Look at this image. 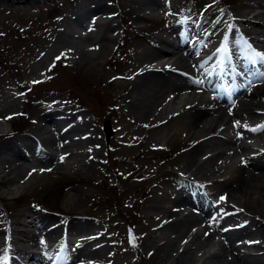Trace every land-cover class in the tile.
<instances>
[{"label": "bare ground", "instance_id": "6f19581e", "mask_svg": "<svg viewBox=\"0 0 264 264\" xmlns=\"http://www.w3.org/2000/svg\"><path fill=\"white\" fill-rule=\"evenodd\" d=\"M20 1L29 4L33 0ZM170 1L174 0H119L115 6L102 2L90 4L81 1L72 13L71 22L62 26L56 35V40L61 43L58 51L61 56L70 58L71 66L77 65L78 68L86 69V72L93 71L88 75V87L94 94L97 90L102 93L97 92L95 102L110 116V119L105 116V121L116 123V135L105 143V149L112 156L111 163L114 167H143L144 169L140 173L135 172L133 177L141 183L149 179L146 175L148 172L177 165L176 168L180 171L190 172L188 179L191 181L202 180L206 185L212 186L214 194L224 191L228 196V206L233 211L223 219L236 224L234 232H227L222 226L215 227L212 222L215 217L212 215V219L207 215L206 210L209 209H205L201 202L188 197V194L193 196L191 193H199L196 188L188 189V192H184V186L179 189L180 192L175 188L176 192H172L173 189L169 188L167 196H156L161 191L157 186L148 198L142 201L146 210L145 216L141 218L144 226L137 229L132 247L139 248L140 242L142 254L149 264H264V151L257 153V145L264 146V128L247 129L240 123L236 124L242 119L264 115V77L246 84L236 94L239 96L238 100L234 98L223 101L209 95L204 89L211 88L207 81L190 85L183 74L192 68L193 63L197 67L201 63L197 62V57L193 58L195 51L192 49L195 47L185 46L184 43L182 47L178 43L181 41L178 24L163 28L150 39L149 47L136 49L132 56L121 59L117 71L105 69L106 61L101 59L106 57L107 60L115 50L109 43L115 44L119 38V27L105 18L110 12L114 13L115 8L127 4L129 8L123 11L130 13L133 22L138 23L167 10ZM261 5L260 0H246L243 5L233 10L236 19L226 18L225 23L209 28L205 27L206 24L193 27L189 20H184V27L194 32L193 34H198L199 38L203 37L202 42L209 39L205 52L214 54L217 48L222 49L227 42L225 37L232 31L238 32V24L243 23L244 15L256 8L258 11L252 17L253 21L245 23L258 30L252 31L248 27L252 39L264 43V20H258L259 16L264 14V7ZM122 16L125 15L120 16V22ZM89 25L94 29L104 25V29L99 32L92 31ZM52 30L53 28L46 34L47 38L39 39L40 45L49 40ZM211 31H214V34L210 36ZM238 36L243 34L238 33ZM244 47V41L233 42V50L237 53ZM101 48L104 50L101 51ZM263 48L264 45L261 49ZM240 59L241 64L249 69V63L252 61L248 58ZM68 66L69 64L61 63L59 68L65 71L63 68ZM215 66L216 64H212L211 67ZM41 68L46 70L45 66ZM41 68L40 65L33 64L28 67V72H36ZM50 69L55 70L56 67ZM99 69L101 73L97 75L95 71ZM222 69L225 73L229 71L226 66H222ZM200 70L202 71V66ZM196 71L197 69L194 70ZM79 78L80 76L77 79ZM117 88L121 91L116 92ZM117 100H120V103H116ZM179 102L183 104L178 111L169 109V106H175ZM18 103L1 102L0 112L6 108L15 109L20 106ZM50 108L52 109H41L38 112L33 132L19 135L20 137L13 140L1 141L4 131L0 123V199L5 200V195L14 188L24 191L28 186L40 181L43 182L44 188H49L55 176L68 174L70 165L62 162L60 157L72 155V165L79 164L86 169L94 168L93 163L97 161L100 153L98 141L101 139L96 122L79 120L77 116L67 113L61 107ZM97 119L101 121L102 117L97 116ZM232 124L233 130L230 128ZM151 133L156 134V145L159 147L151 140ZM150 142L153 146L144 150L146 143ZM177 143L182 145L181 152L188 155L185 163L178 164L177 158L162 160L163 152L175 147ZM248 152L254 153L249 156ZM156 158L160 159L157 161ZM171 172L177 173L173 170ZM62 186L68 190L66 184ZM138 193L142 195L140 189ZM78 195L81 200L88 197L85 190L71 187L69 195L64 198V204L69 206V203L76 202ZM76 204L72 203L69 207H75ZM130 204L132 207L134 201ZM219 209L223 210L224 207ZM133 210L137 211L135 207ZM200 210H203L202 214L199 213ZM64 212L73 214L72 218L77 217L70 210ZM27 217H31L28 223L23 220ZM246 218H249L248 221H245ZM51 219L39 215L33 208L21 209L10 215L9 228L0 234V239L6 240L8 245H27L25 249L21 246L15 247V251H20L28 257L12 259L9 254L13 249L10 247L8 250L6 246L8 255L5 256L9 264H16L14 260L17 264H27L30 260L28 258L42 264H95L103 253L112 250L113 255L117 254L118 248L107 242L94 249H88L91 243L99 242L102 236L111 235L106 230L103 235L95 234L96 232L86 227L88 223L72 220L64 226L53 227L49 223ZM237 219L239 220L236 221ZM18 224L24 226V231L18 232ZM31 227L42 229V233L33 235L28 229ZM43 229H47V232L44 233ZM132 231L135 232V229ZM69 232H73L78 238H84L73 254L65 253L67 244L64 236ZM216 234L221 237L215 238ZM55 236V244L49 247V250H56L60 257H39L31 253L32 249L28 250L29 247L37 245L45 247V242ZM236 238L244 240L243 244L250 246L254 251L251 254L244 253L242 245L235 241ZM213 249L216 251H209ZM0 252L7 254V251ZM137 259H140L138 255ZM101 263L118 264L111 260V256L103 258Z\"/></svg>", "mask_w": 264, "mask_h": 264}, {"label": "rangeland", "instance_id": "374dc122", "mask_svg": "<svg viewBox=\"0 0 264 264\" xmlns=\"http://www.w3.org/2000/svg\"><path fill=\"white\" fill-rule=\"evenodd\" d=\"M73 1L75 0H33L29 4H24L20 0H0V94L4 92L12 93H10L11 96H4L3 98L0 96V101L6 98L3 102L8 103L14 99L19 101L20 104L18 103V105L21 106V109L20 106L15 109L6 108L0 114L16 112L20 109L26 114L28 111L31 112V118L36 117L37 112L32 114L30 106H28L30 103L26 104L25 100L37 103L40 108H43L44 105H49L47 104L48 101L52 102L51 98H62V105L67 106L72 112H80V109L85 108L88 111V116L98 126V132L100 133H98V136L100 137L101 135V139L98 141L100 148L98 159L93 163L94 168L86 169L79 164L72 165L73 157L69 156L66 160L64 159L65 162H71L68 164L70 165L68 174L59 177L55 176L49 188H44L43 182L40 181L28 186L24 191H17L23 194V197L20 199L12 200L13 190L9 195H5L6 202L0 201V217L7 219L10 212L12 214V212L32 207L37 209V205L49 207V209L57 210L60 213L64 212V210H70L75 214H88L98 220L97 223L92 225L93 231L101 233L103 230H106L107 233H111L109 237L103 236L101 242L114 243L115 247H119L116 258L114 257L115 255H111L112 261L119 264H149L148 259L142 254L140 242L138 245L139 261L137 260V254L127 247V244L134 242V235L137 234V229L144 226L141 218L145 216L146 210L143 207L142 201H145L148 195L161 184V191L156 196L168 195V189L171 188V179L168 176L170 175V170L174 171L177 169V165L166 166L161 170L148 172L146 175L149 179L138 183L133 177H135V172L140 173L144 169L143 167L142 169L133 166L128 168V166L120 165L114 167L111 163L112 156L105 149V143L110 139H105L102 130L105 121L104 117L106 116L110 119V116L106 115L95 102L96 96H98L97 92L98 94L102 93L97 90L94 94L87 83V80H89L88 75L93 71L86 72V69L78 68L77 65L71 66L70 58L61 56V52L58 51L61 43L59 44L58 40H56V35L59 29L65 26L66 22L70 21ZM224 1L230 3V7L239 6L243 2V0ZM102 2L115 6L119 0H102ZM187 2L188 0H184V4ZM128 8L129 6L124 4L120 5L117 9L115 8L114 13L110 12V15H112L111 22L115 23L116 27H119V38L115 41V44L114 42L113 44L109 43V45L115 47V50L112 51L107 60H105L106 57L101 58L103 62L106 61L104 67L109 71H117L121 59L132 56L136 52V49L144 46L143 44L141 45L139 39L141 37L144 38V34L146 37H150L155 34V29L158 30L166 24H172V17L166 12H162V15H165L166 21H161V24L147 21L144 23L142 20L134 23L132 15L123 11V9ZM110 15L105 18H110ZM121 15L125 16H122V21L120 22ZM198 19L205 22V18L199 17ZM142 25H144L143 28H141ZM52 28L49 40L44 45H40L39 39L47 38L46 34ZM102 29H104V25L95 28V31L99 32ZM111 32L112 30L109 31V33ZM3 62H6V64L2 68L1 63ZM34 63L40 65V68L47 66V69L45 71H30L33 74H29L28 67ZM61 63L69 64L67 68H63L65 71L59 68ZM53 66L56 67L55 70H48ZM58 72L60 73L57 75ZM95 73L99 75L101 73L100 69L96 70ZM62 74H64V77ZM38 76L46 78L42 79V82L36 86L26 87L35 81L33 78ZM78 76H80L79 80L77 79ZM74 83L76 84L74 85ZM20 85H24V87L20 88ZM120 91L119 88L116 89V92ZM17 95L21 97H17ZM116 103H120V100H117ZM97 116H101L102 120L99 121ZM23 120L24 118H21L19 122ZM14 121H17V119ZM0 122H2L5 128L13 126V122L11 121L4 122L2 119ZM14 124L17 125L18 123L15 122ZM109 125L112 130L110 136L114 137L116 135V132H114L115 123L109 120ZM155 135L151 133L149 136L156 145ZM151 145V142L150 144L146 143V147L144 146L145 148L143 149H150ZM181 151L182 145L181 143H177L175 147L166 149L163 152L164 156L161 158L165 157L164 161H169L174 159L175 156L178 164H184L188 155L186 153L179 154ZM106 159L108 160L106 161ZM156 159L158 161L160 158ZM163 171L167 172L161 177ZM119 172L123 173L126 178L122 174L120 175ZM63 184L68 186V190L64 189ZM74 186L75 188L85 190L88 193V197L81 200V196L78 195L76 202L69 203V206L72 203H77L72 209L64 204V198L69 195L70 188ZM139 189L142 191V195H138ZM133 201L134 204L131 207L130 203H133ZM133 207L137 210L136 212L133 210ZM2 225L3 223L0 221V226ZM20 228L21 226H17L18 230ZM133 228L135 232L132 231ZM23 229L25 228L22 226L20 231ZM242 250L248 251L247 248H242ZM108 253L111 254V250ZM105 254L103 253V256L99 257V259L102 260L107 257ZM262 258L264 260V257Z\"/></svg>", "mask_w": 264, "mask_h": 264}, {"label": "snow or ice", "instance_id": "6c2138e0", "mask_svg": "<svg viewBox=\"0 0 264 264\" xmlns=\"http://www.w3.org/2000/svg\"><path fill=\"white\" fill-rule=\"evenodd\" d=\"M225 41H227V37H225ZM217 51H224L225 53H227L228 48H227V44L225 43V45L222 47V49H217ZM255 57H258L260 59V61L264 62V53L262 52H256L255 53ZM59 59V58H57ZM252 63H256V59L253 58L252 59ZM261 76H264V72L260 73ZM33 83H36L35 81ZM197 83H202V81H197ZM236 124L238 125L239 122L237 121ZM260 128H264V125H260ZM225 197H221V200H224ZM41 243L43 244L44 241L42 240ZM0 264H9L8 260L6 259H0Z\"/></svg>", "mask_w": 264, "mask_h": 264}]
</instances>
